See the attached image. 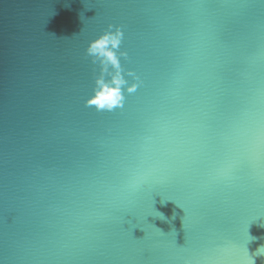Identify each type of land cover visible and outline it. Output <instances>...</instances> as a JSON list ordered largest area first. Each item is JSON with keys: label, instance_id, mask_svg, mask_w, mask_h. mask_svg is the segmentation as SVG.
Returning <instances> with one entry per match:
<instances>
[{"label": "water", "instance_id": "water-1", "mask_svg": "<svg viewBox=\"0 0 264 264\" xmlns=\"http://www.w3.org/2000/svg\"><path fill=\"white\" fill-rule=\"evenodd\" d=\"M109 24L139 87L97 111ZM258 215L264 0H0V264H245Z\"/></svg>", "mask_w": 264, "mask_h": 264}, {"label": "clouds", "instance_id": "clouds-1", "mask_svg": "<svg viewBox=\"0 0 264 264\" xmlns=\"http://www.w3.org/2000/svg\"><path fill=\"white\" fill-rule=\"evenodd\" d=\"M80 19L84 22L85 18L82 13ZM123 36L124 33L120 26L109 24L107 29L97 38L91 40L86 48V55L91 58L92 63L98 62L100 65V74L96 81L97 87L94 89V95L85 101L86 106H95L97 111L122 108L125 100L124 90L126 89L127 93L131 94L139 87V77L134 72L129 70L126 73L127 76L133 78L132 83H129L125 78L121 57L127 59L128 53L120 50ZM106 76L110 79H105ZM158 216L165 219L161 213H158ZM261 217L264 215H258L247 224V240L244 245L245 264H256L257 257H264V244H260L251 254L247 247L249 243L264 238L252 236L249 233V225ZM259 227L264 228V222H261Z\"/></svg>", "mask_w": 264, "mask_h": 264}]
</instances>
